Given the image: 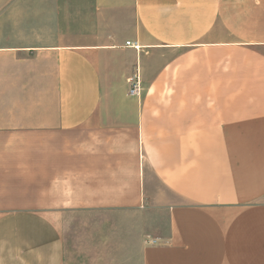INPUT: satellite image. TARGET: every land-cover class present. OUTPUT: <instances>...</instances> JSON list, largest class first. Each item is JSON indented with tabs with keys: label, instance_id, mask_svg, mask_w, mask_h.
Segmentation results:
<instances>
[{
	"label": "crops",
	"instance_id": "1",
	"mask_svg": "<svg viewBox=\"0 0 264 264\" xmlns=\"http://www.w3.org/2000/svg\"><path fill=\"white\" fill-rule=\"evenodd\" d=\"M6 3L0 264H264V0Z\"/></svg>",
	"mask_w": 264,
	"mask_h": 264
},
{
	"label": "rangeland",
	"instance_id": "2",
	"mask_svg": "<svg viewBox=\"0 0 264 264\" xmlns=\"http://www.w3.org/2000/svg\"><path fill=\"white\" fill-rule=\"evenodd\" d=\"M6 2L7 0H0V16L12 5ZM12 10L11 16L15 18L16 9ZM18 10L22 12V9ZM55 222L58 224L67 248L71 247L73 253L72 260H68L66 264H111V258L105 257V253L99 249V246L103 249V244L95 242L96 240L100 242V236L106 234V231L99 227V221L94 215H89L87 212H72L63 217L61 212ZM73 245L74 247L82 246L83 252L74 251Z\"/></svg>",
	"mask_w": 264,
	"mask_h": 264
},
{
	"label": "built area",
	"instance_id": "3",
	"mask_svg": "<svg viewBox=\"0 0 264 264\" xmlns=\"http://www.w3.org/2000/svg\"><path fill=\"white\" fill-rule=\"evenodd\" d=\"M125 45L131 46L133 48H137V46H135V44H133L131 42H126ZM140 92H141V87H140V83L138 82L137 78H135L134 81L129 80L128 95L137 97L140 95Z\"/></svg>",
	"mask_w": 264,
	"mask_h": 264
}]
</instances>
